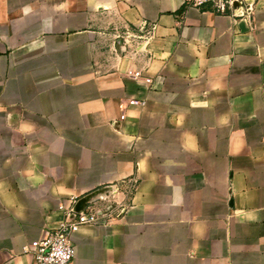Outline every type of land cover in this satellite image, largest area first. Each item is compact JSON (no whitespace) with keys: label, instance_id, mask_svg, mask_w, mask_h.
Here are the masks:
<instances>
[{"label":"crops","instance_id":"obj_1","mask_svg":"<svg viewBox=\"0 0 264 264\" xmlns=\"http://www.w3.org/2000/svg\"><path fill=\"white\" fill-rule=\"evenodd\" d=\"M101 194L71 264H264V0H0V264Z\"/></svg>","mask_w":264,"mask_h":264},{"label":"built area","instance_id":"obj_2","mask_svg":"<svg viewBox=\"0 0 264 264\" xmlns=\"http://www.w3.org/2000/svg\"><path fill=\"white\" fill-rule=\"evenodd\" d=\"M235 2L239 5L235 6ZM183 3L195 8L210 4L216 13H230L234 17L248 19H251L254 13V0H183ZM141 29L146 30V36L138 38L147 39L148 42L153 37L156 26L143 25ZM131 36L136 38L135 35ZM78 201V196L59 200L58 209L62 213V219L58 226L25 247V250L33 254L32 264H71L76 255L73 237L82 226L109 223L129 209L106 194L87 199L81 209L76 208Z\"/></svg>","mask_w":264,"mask_h":264},{"label":"water","instance_id":"obj_3","mask_svg":"<svg viewBox=\"0 0 264 264\" xmlns=\"http://www.w3.org/2000/svg\"><path fill=\"white\" fill-rule=\"evenodd\" d=\"M234 5L237 6V5H239V3H238V2H235ZM86 201H87V199H86V198H83L81 201H79V202L77 203L76 208H77V209H81V208H83V206L86 204Z\"/></svg>","mask_w":264,"mask_h":264},{"label":"rangeland","instance_id":"obj_4","mask_svg":"<svg viewBox=\"0 0 264 264\" xmlns=\"http://www.w3.org/2000/svg\"><path fill=\"white\" fill-rule=\"evenodd\" d=\"M144 42H146L147 41V39H145V40H143Z\"/></svg>","mask_w":264,"mask_h":264}]
</instances>
